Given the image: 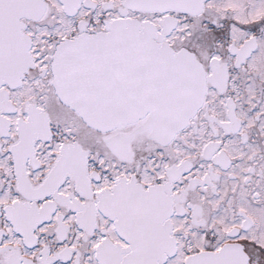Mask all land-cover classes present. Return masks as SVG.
<instances>
[{
  "label": "snow or ice",
  "instance_id": "6c2138e0",
  "mask_svg": "<svg viewBox=\"0 0 264 264\" xmlns=\"http://www.w3.org/2000/svg\"><path fill=\"white\" fill-rule=\"evenodd\" d=\"M0 264H264V0H0Z\"/></svg>",
  "mask_w": 264,
  "mask_h": 264
}]
</instances>
